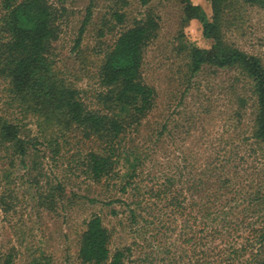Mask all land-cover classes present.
I'll list each match as a JSON object with an SVG mask.
<instances>
[{
    "label": "rangeland",
    "instance_id": "rangeland-1",
    "mask_svg": "<svg viewBox=\"0 0 264 264\" xmlns=\"http://www.w3.org/2000/svg\"><path fill=\"white\" fill-rule=\"evenodd\" d=\"M50 2L58 11L54 67L91 108H102L98 94L105 88L99 70L106 51L125 27L154 12L160 27L145 49L142 72L144 81L156 89L155 104L117 141L111 174L95 181L83 163L87 153L101 151L104 142L86 139L78 129L41 128L39 118L14 98L9 79L0 76V114L19 124L23 136L42 142L28 154L27 166L19 158L12 165V150H0V200L4 195L11 202L8 212L0 202V264L11 248L13 264H28L33 257L42 264H81V234L94 215L114 231V250L152 241L172 214L164 197L155 194L171 183L186 204L195 197L201 201L190 184L206 182L207 196L213 184L220 185L218 178L227 179L223 200L238 224L234 232L244 233L251 224L264 228V152L251 132L256 96L250 81L236 70L204 65L192 73V45L210 48L213 43L202 23L185 22L178 0ZM193 2L212 17L209 0ZM114 12L126 14V22L117 23ZM3 13L0 5V17ZM225 16L226 41L264 62V7L233 0ZM58 184L61 194L53 190ZM41 192L56 195L54 209L41 204ZM181 224L179 218L173 227ZM139 255L137 248L135 257Z\"/></svg>",
    "mask_w": 264,
    "mask_h": 264
},
{
    "label": "trees",
    "instance_id": "trees-1",
    "mask_svg": "<svg viewBox=\"0 0 264 264\" xmlns=\"http://www.w3.org/2000/svg\"><path fill=\"white\" fill-rule=\"evenodd\" d=\"M149 1L142 0L144 4ZM178 1L183 5L184 21L198 19L204 35L213 42L210 48L192 45V73L211 65L236 70L250 81L257 102L251 132L264 152V62L226 41L225 15L233 0H209L212 17L193 0ZM243 1L264 7V0ZM0 5L4 10L0 17V76L9 79L14 98L24 111L39 118L41 128L78 129L84 138L104 142L102 150H90L83 163L91 178L101 181L113 171L117 141L130 126L141 123L154 107L156 89L144 81L142 66L145 49L160 27L158 17L150 11L135 20L106 51L99 70L100 82L105 88L98 94L102 108H91L84 102L80 90L61 77L54 67L52 48L59 36L58 11L50 0H0ZM112 15L117 23L126 22V14L114 12ZM40 143L37 138L23 136L19 124L0 114V150H12V165L19 158V162L27 166L28 154ZM9 174L4 175L9 178ZM218 179L216 183L220 185L216 188L213 184L207 196L204 195L210 185L207 187L206 182L190 184L189 188L201 195L199 202L195 197L185 204L186 198L180 196L182 192L172 191L173 183L154 193L161 200L164 197L172 214L167 224L156 229L153 240L146 243L133 242L114 250V231L104 224L101 216H92L81 234L80 263L264 264V228L251 224L244 233L234 232L233 226L238 224L232 221L223 200V188L226 190L229 180ZM53 190L61 194L59 184ZM261 196L264 198V193ZM58 200L52 192L40 194L41 204L49 209H54ZM0 202L2 209L8 212L11 202L4 195ZM132 217L134 221L138 218L135 210ZM179 218L183 224L180 228L173 227ZM137 248L140 255L135 257ZM14 256L15 248H11L3 264H13ZM28 264H42V261L33 257Z\"/></svg>",
    "mask_w": 264,
    "mask_h": 264
}]
</instances>
